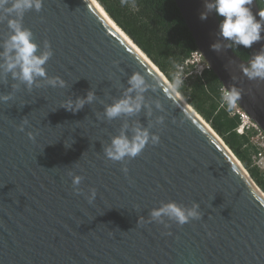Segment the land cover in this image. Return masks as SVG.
<instances>
[{
    "label": "water",
    "instance_id": "water-1",
    "mask_svg": "<svg viewBox=\"0 0 264 264\" xmlns=\"http://www.w3.org/2000/svg\"><path fill=\"white\" fill-rule=\"evenodd\" d=\"M175 1L210 69L224 87L242 91L239 107L264 131V80H249L241 67L264 39L243 59L220 35L214 10L200 19L205 0ZM251 10L260 19L258 0ZM7 19H0V53L11 35ZM22 23L37 54L50 48L52 55L31 87L0 68V96L10 97L0 100V264H264V192L92 0H43ZM134 72L148 84L147 106L109 120L105 107L124 96ZM53 77L64 87L50 85ZM89 91L94 99L78 111L62 106ZM137 127L159 143L150 138L137 156L108 159L112 138L131 139ZM74 174L83 177L80 193ZM168 201L196 203L201 216L183 225L151 221V209Z\"/></svg>",
    "mask_w": 264,
    "mask_h": 264
},
{
    "label": "clouds",
    "instance_id": "clouds-1",
    "mask_svg": "<svg viewBox=\"0 0 264 264\" xmlns=\"http://www.w3.org/2000/svg\"><path fill=\"white\" fill-rule=\"evenodd\" d=\"M124 0H122V3ZM253 0H205L206 11L200 14V19H207L208 12L215 11L222 21L219 25L220 35L226 40L233 42L236 45H242L245 48H251L252 45L264 39L261 35L264 31V10H259L256 18L251 10ZM43 6V0H0V19L4 15L8 16L7 24L11 29V35L3 43V52L0 57H3V64L0 68L4 72H11L13 78H18L29 87L32 86L37 77L46 76V70L43 65L52 55L49 48L40 54H37L38 45L32 39L33 33L30 29L23 26V16L28 10L35 9L40 11ZM14 14V16L12 15ZM47 47V42H46ZM212 48L219 50L220 44L214 43ZM242 71L249 80H264V47L255 53L248 61L247 66L242 65ZM18 69V71H17ZM48 83L53 87L59 85L64 87L65 82L60 77H53L48 80ZM130 87L126 90L124 96L114 103L107 105L104 110V116L109 120L120 116L121 114L131 115L139 112L145 104L143 93L147 90L148 84L143 75L139 72H134L128 80ZM183 81L179 74L172 81L173 90H179ZM135 92V96L131 93ZM8 95L0 96V100L7 101ZM242 98V91L236 86L222 88V105L226 110L231 111L237 106ZM94 99V93L89 91L85 98H78L75 102L68 100L62 106L69 111H78L83 107L85 102H91ZM157 107H160L159 103ZM163 121V117L159 118ZM27 123V121H25ZM23 131V125L20 126ZM31 138V133H29ZM151 138L152 144L159 143V136L152 134L150 137L149 131L146 128L137 127L134 130V135L129 137L123 133L112 138L110 146L105 148V155L112 161H123L126 157H135L142 152L146 144ZM125 173L127 168L123 169ZM83 177L80 175H72V186L74 191L80 193L79 185ZM96 196V190L91 189L87 196L91 203ZM198 204L193 203L190 208H186L176 203L175 201L162 202L159 207L151 209L149 217L151 221L165 223L164 217L169 220H174L177 224L183 225L190 219H198L201 213L197 210ZM167 226V225H165Z\"/></svg>",
    "mask_w": 264,
    "mask_h": 264
},
{
    "label": "trees",
    "instance_id": "trees-1",
    "mask_svg": "<svg viewBox=\"0 0 264 264\" xmlns=\"http://www.w3.org/2000/svg\"><path fill=\"white\" fill-rule=\"evenodd\" d=\"M98 1L171 82L180 75L183 83L178 92L222 137L264 191V170L254 161L259 146L252 142L250 132L240 134L237 131L241 118L234 108L228 111L222 105L223 84L211 69H204L201 75L190 74L194 65H187V61L198 48L176 1ZM258 3L264 10V0H258ZM219 19L222 21V17ZM229 42L240 57H250L251 48ZM182 66L185 67L183 71Z\"/></svg>",
    "mask_w": 264,
    "mask_h": 264
},
{
    "label": "built area",
    "instance_id": "built-area-1",
    "mask_svg": "<svg viewBox=\"0 0 264 264\" xmlns=\"http://www.w3.org/2000/svg\"><path fill=\"white\" fill-rule=\"evenodd\" d=\"M187 65H194V70L190 72V74L195 73V74H202V71L204 69H210V66L208 63L205 61L202 53L197 50L195 51L191 58L187 61ZM185 69L184 66L181 67V70L183 71ZM235 112L240 115L241 118V124L238 127L237 131L240 134H243L245 132H250V129H254L256 132V135L252 136L256 140H261V142H264V131L261 130L252 120L251 118L244 112L239 105L237 104L236 107H234ZM251 134V133H250ZM251 137V140H252ZM261 148H259V152L254 156V161L256 165H264V154L262 151H260ZM259 155V157L257 156Z\"/></svg>",
    "mask_w": 264,
    "mask_h": 264
},
{
    "label": "bare ground",
    "instance_id": "bare-ground-1",
    "mask_svg": "<svg viewBox=\"0 0 264 264\" xmlns=\"http://www.w3.org/2000/svg\"><path fill=\"white\" fill-rule=\"evenodd\" d=\"M93 3L96 5V7L99 9V11L103 14V16L112 24V26L125 38V40L137 51L139 52L146 60L147 62L152 64L155 70L160 74V76L163 78V80L166 82V84L171 88V90L177 95V97L186 104L190 110L200 119L202 122L206 124L212 131L211 125L207 123L204 118L185 100L184 96H182L177 90H173V85L168 80L166 75L160 71L155 64H153L147 56L139 49L138 46H136L135 42L132 41V38L125 32L123 29L108 15V13L104 10V8L98 3L97 0H92ZM215 133V132H214ZM217 136V135H216ZM221 140V139H220Z\"/></svg>",
    "mask_w": 264,
    "mask_h": 264
},
{
    "label": "rangeland",
    "instance_id": "rangeland-1",
    "mask_svg": "<svg viewBox=\"0 0 264 264\" xmlns=\"http://www.w3.org/2000/svg\"><path fill=\"white\" fill-rule=\"evenodd\" d=\"M182 79V78H181ZM169 80V79H168ZM170 81V80H169ZM171 82V81H170ZM171 84H172V82H171ZM178 91V90H177ZM183 96V95H182ZM186 99V98H185ZM250 131V133H251V137L254 135H256V132H255V130L252 128V129H250L249 130ZM252 142L255 144V145H258L259 146V148H261V150L260 151H262L263 152V154H264V142H261V140H256L255 138H253L252 137ZM258 157H259V155H257ZM257 166H259V165H257ZM260 167V169L261 170H264V165H260L259 166ZM263 191V190H262ZM264 192V191H263Z\"/></svg>",
    "mask_w": 264,
    "mask_h": 264
}]
</instances>
